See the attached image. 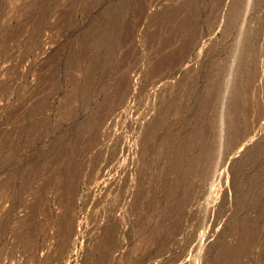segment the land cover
Returning a JSON list of instances; mask_svg holds the SVG:
<instances>
[{"label": "rangeland", "instance_id": "1", "mask_svg": "<svg viewBox=\"0 0 264 264\" xmlns=\"http://www.w3.org/2000/svg\"><path fill=\"white\" fill-rule=\"evenodd\" d=\"M0 264H264V0H0Z\"/></svg>", "mask_w": 264, "mask_h": 264}]
</instances>
